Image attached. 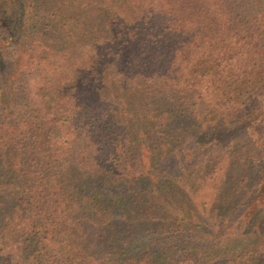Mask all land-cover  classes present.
Segmentation results:
<instances>
[{
	"label": "trees",
	"instance_id": "obj_1",
	"mask_svg": "<svg viewBox=\"0 0 264 264\" xmlns=\"http://www.w3.org/2000/svg\"><path fill=\"white\" fill-rule=\"evenodd\" d=\"M0 264H264V0H0Z\"/></svg>",
	"mask_w": 264,
	"mask_h": 264
},
{
	"label": "rangeland",
	"instance_id": "obj_2",
	"mask_svg": "<svg viewBox=\"0 0 264 264\" xmlns=\"http://www.w3.org/2000/svg\"><path fill=\"white\" fill-rule=\"evenodd\" d=\"M12 58V57H11ZM9 59H10V57H9ZM10 60H12V59H10ZM258 102H256L254 105H255V108L256 107H258L257 105H260V103H261V100H257Z\"/></svg>",
	"mask_w": 264,
	"mask_h": 264
}]
</instances>
